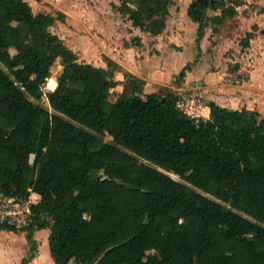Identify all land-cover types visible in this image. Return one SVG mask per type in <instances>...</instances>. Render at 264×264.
<instances>
[{
  "label": "trees",
  "instance_id": "1",
  "mask_svg": "<svg viewBox=\"0 0 264 264\" xmlns=\"http://www.w3.org/2000/svg\"><path fill=\"white\" fill-rule=\"evenodd\" d=\"M130 3L119 10L156 32L174 0ZM208 10L221 11L219 23L237 13L227 0H192L197 57ZM57 20L64 14L35 13L29 0H0V193L41 197L24 226L0 219L31 243L21 264L41 229L55 264H264L261 113L212 100L211 119H196L175 92L148 94L132 74L111 101L114 70L79 62L52 31Z\"/></svg>",
  "mask_w": 264,
  "mask_h": 264
},
{
  "label": "crops",
  "instance_id": "2",
  "mask_svg": "<svg viewBox=\"0 0 264 264\" xmlns=\"http://www.w3.org/2000/svg\"><path fill=\"white\" fill-rule=\"evenodd\" d=\"M68 1V5L60 6H47L46 0H29V3L35 13H50L53 16H57V13L64 14V20H57L52 31L78 55L79 62L114 70L118 82L115 89L120 94L128 83L126 74H132L145 82V92L148 94L173 91L182 96H200L206 92L209 101L216 102L212 93L210 94L212 90L209 86L199 83L198 66L191 64L198 59L197 22L189 20L190 30L195 34V53L189 60L185 53V45H188L185 39L183 38V48L176 40L169 43L170 40L166 38L167 27L163 31L152 32L134 26L129 18H124L117 6L110 3L111 0H107L109 2L106 6H83L78 5L80 0ZM220 14L221 11L216 13ZM208 36L211 37L206 35L203 38L205 42L208 41ZM187 65L192 69L187 71L184 80H179L176 84L178 75ZM217 103L226 107L221 102ZM197 118L211 119L208 103L198 110ZM50 233V229L35 232L37 249L29 264H55L50 252ZM30 246L26 233L0 229V264H21L26 257V249Z\"/></svg>",
  "mask_w": 264,
  "mask_h": 264
},
{
  "label": "rangeland",
  "instance_id": "3",
  "mask_svg": "<svg viewBox=\"0 0 264 264\" xmlns=\"http://www.w3.org/2000/svg\"><path fill=\"white\" fill-rule=\"evenodd\" d=\"M124 1L111 0L110 3L118 7ZM134 1L131 0L130 4L135 8ZM68 2V0H46L45 4L60 6L68 5ZM108 2L107 0H80L78 5L106 6ZM191 2L192 0H174L166 26L168 28L166 38L170 40L169 43L176 40L183 48V38L185 39L188 44L185 45V53L189 60L195 53V34L190 30L191 18L187 12ZM227 2L228 5L236 7V15L227 17L219 23L214 17L220 11H207L209 21L205 36L211 35V37L208 36L207 42L201 41L202 51L198 59L191 64L198 66V81L203 86H209L212 90L210 94L212 93L216 102H221L232 109L255 110L264 117V0H227ZM35 10L37 11V8ZM122 15L124 18H129L127 14L122 13ZM61 69V62L58 61L54 66L53 76L45 86L46 92L57 87L56 77ZM119 95V91L114 88L111 101H116ZM200 96H203L201 98L204 104L209 102L206 92ZM178 98H182V95H178ZM105 139L113 140L110 135H106ZM102 175L101 171H94L92 174L94 177ZM173 177L185 182L179 176L173 175ZM3 198L4 196L0 193V215L6 218L9 216L7 212H10L13 221L20 224L17 227H22L30 216L28 211L30 205L38 202L41 197L33 194L30 200H22L18 203L12 200L4 201ZM26 256H30V248L26 249Z\"/></svg>",
  "mask_w": 264,
  "mask_h": 264
},
{
  "label": "built area",
  "instance_id": "4",
  "mask_svg": "<svg viewBox=\"0 0 264 264\" xmlns=\"http://www.w3.org/2000/svg\"><path fill=\"white\" fill-rule=\"evenodd\" d=\"M178 106L188 115H190L193 118H197L198 117V110L201 109L204 106V103L202 101L201 96H199L198 94H194V95H184L182 96V98L178 99ZM38 195V194H37ZM4 201H8L10 200L7 197L3 198ZM1 209V208H0ZM30 211V210H28ZM31 214V212H30ZM7 216L6 218L0 215V219L2 221H8L11 224H15L17 226H20V224H17L13 221L12 219V214L10 212H7ZM29 218V217H28Z\"/></svg>",
  "mask_w": 264,
  "mask_h": 264
},
{
  "label": "bare ground",
  "instance_id": "5",
  "mask_svg": "<svg viewBox=\"0 0 264 264\" xmlns=\"http://www.w3.org/2000/svg\"><path fill=\"white\" fill-rule=\"evenodd\" d=\"M52 80H53L54 82H56L55 79H52Z\"/></svg>",
  "mask_w": 264,
  "mask_h": 264
}]
</instances>
